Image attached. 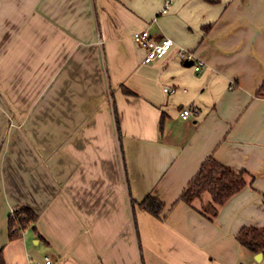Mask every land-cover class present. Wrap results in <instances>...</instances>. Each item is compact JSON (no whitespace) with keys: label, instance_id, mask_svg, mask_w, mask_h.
Wrapping results in <instances>:
<instances>
[{"label":"crops","instance_id":"0c3cea01","mask_svg":"<svg viewBox=\"0 0 264 264\" xmlns=\"http://www.w3.org/2000/svg\"><path fill=\"white\" fill-rule=\"evenodd\" d=\"M163 6L0 0L7 264L45 255L59 264H264V252L257 259L237 240L243 227L264 225V0ZM141 29L174 47L144 62L132 38ZM180 47L205 61L200 72ZM211 156L248 181L214 219L179 200ZM147 195L165 203L162 217L133 206ZM22 206L39 217L10 241L9 216Z\"/></svg>","mask_w":264,"mask_h":264},{"label":"trees","instance_id":"16d2710c","mask_svg":"<svg viewBox=\"0 0 264 264\" xmlns=\"http://www.w3.org/2000/svg\"><path fill=\"white\" fill-rule=\"evenodd\" d=\"M125 90L127 93H131L130 89ZM116 123L119 129L118 115H116ZM247 184L244 172H234L211 156L201 165L199 171L181 193L179 200L197 209L207 218L214 219L218 215L220 207ZM206 195H209V201H205ZM196 202H200L201 205L197 207ZM132 204L133 206L138 204L141 209L158 218L162 217L166 206L162 200L152 195H147L139 202L133 200ZM38 217L39 214L31 207L15 208L8 221L9 240L20 238L28 226L35 228ZM237 240L242 247L252 253L264 252V225L243 227L237 235ZM0 264H7L2 248H0Z\"/></svg>","mask_w":264,"mask_h":264},{"label":"built area","instance_id":"2783aa9c","mask_svg":"<svg viewBox=\"0 0 264 264\" xmlns=\"http://www.w3.org/2000/svg\"><path fill=\"white\" fill-rule=\"evenodd\" d=\"M172 4V0H164L162 13H167ZM132 38L134 42L145 51L144 62L151 63L164 58L174 47V41L169 37L157 38L153 36L149 30L141 29L133 33ZM178 56L185 61H192L194 69L200 72L204 66L205 61L196 56L193 48L180 47L178 49ZM166 92L173 91L172 88L166 87ZM192 113L190 108H183L180 115L183 119H187ZM34 264H59L58 260L50 255H45L43 259L34 261Z\"/></svg>","mask_w":264,"mask_h":264},{"label":"water","instance_id":"95a60500","mask_svg":"<svg viewBox=\"0 0 264 264\" xmlns=\"http://www.w3.org/2000/svg\"><path fill=\"white\" fill-rule=\"evenodd\" d=\"M185 63L188 64V65H190V64H192V61H187V62H185ZM261 256H262V252L258 253V254L256 255V258L259 259Z\"/></svg>","mask_w":264,"mask_h":264},{"label":"rangeland","instance_id":"374dc122","mask_svg":"<svg viewBox=\"0 0 264 264\" xmlns=\"http://www.w3.org/2000/svg\"><path fill=\"white\" fill-rule=\"evenodd\" d=\"M104 71H105V67H104V69H103ZM101 71H102V69H101Z\"/></svg>","mask_w":264,"mask_h":264}]
</instances>
